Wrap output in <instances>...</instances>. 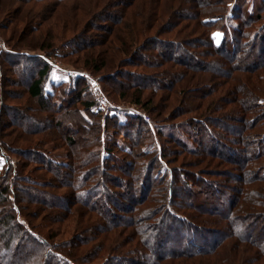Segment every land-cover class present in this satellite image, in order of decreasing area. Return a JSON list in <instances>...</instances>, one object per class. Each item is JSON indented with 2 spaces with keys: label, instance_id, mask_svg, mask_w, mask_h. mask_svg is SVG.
<instances>
[{
  "label": "trees",
  "instance_id": "trees-1",
  "mask_svg": "<svg viewBox=\"0 0 264 264\" xmlns=\"http://www.w3.org/2000/svg\"><path fill=\"white\" fill-rule=\"evenodd\" d=\"M53 2V27L19 7L0 52V264H264V0H132L111 26L114 1ZM37 20L38 44L20 45ZM25 50L112 70L108 90L145 114L104 111L81 76L49 84ZM13 55L33 61L16 74L24 106L6 88Z\"/></svg>",
  "mask_w": 264,
  "mask_h": 264
},
{
  "label": "rangeland",
  "instance_id": "rangeland-1",
  "mask_svg": "<svg viewBox=\"0 0 264 264\" xmlns=\"http://www.w3.org/2000/svg\"><path fill=\"white\" fill-rule=\"evenodd\" d=\"M111 1L112 2L114 1L113 6H114V4L120 5V3H122L123 1H127V2L125 4V6H121L120 5V6H116V8H114L113 6L105 7V12H104L105 15L103 16L102 20H106V21L110 20V22H108L109 26H111L112 23H113L111 21V19H109L110 18L109 16L110 15H113V16L115 15V17H116L117 14L119 15L122 11H125L127 9V7H129L127 5H128V3L130 1L132 2V0H104V2L107 3V5H109L108 3L111 2ZM134 1H135L133 3L134 6H132L133 8H130L131 10L135 9L138 5H142V3L145 2V0H134ZM179 1H181V0H179ZM182 2H184V1H182ZM70 3H68V4H70ZM53 4H54L53 0H47L46 2L39 3V4L29 3V4H25V5H21V4H15L14 5L9 0H0V40L2 42H4V44L8 48V50H5L4 48H1L0 52L13 53L12 48L8 44L7 40L9 39V37L11 38V36H12L13 29H14L15 25L18 23L17 19L21 18L23 16H27V14H28L24 10L22 11V13L18 14L17 13V9L19 7L21 9H25V10L30 9V8H34L36 13L43 12L44 14H46V17L48 16V14L51 13V15H52V16L50 15L51 19L48 22L50 23L49 25H51V27H53V25H55L57 23L56 21L58 19L62 18V16L65 15L64 11H61V10H63L62 6L64 4L56 6V12L51 11V9H50V6L53 5ZM245 4L248 5L249 3H245ZM75 5H76V3H75ZM88 5L89 4L87 3V6ZM178 5L179 4H177V6ZM45 6H46V8H45ZM72 7L74 8L75 6H72ZM188 9H192V8L189 7ZM171 11H173V13L175 12L174 10H171ZM97 12H98V10H96L95 13H97ZM194 12L193 11L192 12H185V14L186 13H188V14L189 13H194ZM182 15H184V14H182ZM38 21L39 20L35 21L32 26L31 25L28 26V30L29 31H28V33H26L24 41L23 40L20 41V45H23V43H24V45L26 43H27V45H28V43H29V45L30 44L31 45H37L38 44L36 39H35V34L32 32V31H34L37 28V27L35 28V26H38V23H39ZM172 21L178 22L179 20L173 19ZM91 23H92L91 24L92 27H96V26L98 27L99 25H101L102 22L93 20V21H91ZM181 23H182V25H185L186 23H190L192 25H197L196 24L197 22L196 21H192V20H190V22L181 21ZM260 24L261 25L264 24V21H261ZM19 27L22 28L24 26L20 25ZM60 27H62V26L60 25ZM101 31L102 30H91V34H93V35H99L100 34L101 35V33H102ZM61 32H63V31H61ZM73 33L72 32L71 33H66L65 35L62 34V36H61L62 37V42L65 43V41L67 42L68 40L72 39V37H74ZM36 34H38V33H36ZM165 37H171V36L166 35ZM97 39H99V38H97ZM60 45L61 44L58 43V45H57L58 48L60 47ZM68 51L69 50H60L59 56H54L53 58H50V57H43L42 56L43 55L42 52H34L32 50H25V52L28 55H29L30 52L36 53L37 55H39L38 58L43 60L45 63H47V61L45 59H50L51 61L57 62L58 64H60L64 68H69V69H71L73 71H76L74 69V65H72L73 64L72 61L76 60V57H74V58L73 57L65 58L66 54L68 53ZM258 52L259 51L257 49L256 51H254V54L255 53L257 54ZM27 54H25V55H27ZM147 54H151V53L147 52ZM13 56L15 57V59L17 61H20L21 68H20L19 71L17 70L16 67L13 68L12 66H9V68L5 69L6 73H7V76H6V78H7L6 88L9 91L10 90L13 91V94H12V97L14 99V100H12L13 104L14 105H19L20 104V105L24 106L25 103L27 102V100L25 98H23V91H24L23 80H22L23 78L21 79V77L17 76L16 74L19 72L18 75H20L22 73V70H23L22 67L26 66V65H30V66L33 65V61L24 60V59L22 60V58L20 56H15V55H13ZM24 61H26V62H24ZM50 67L52 69V73L51 74H56L57 77L64 76V77L68 78L69 75L70 76L74 75V74L65 73L63 71H60L58 68H54L51 65H50ZM76 69L81 71L83 69V65L79 64L78 68H76ZM80 71H76V72H80ZM260 71L263 72L262 70H260ZM111 72H112V70L111 71L110 70H103L100 73L92 74V73H90L88 71H83V73H87V75H89L90 78H87L85 76H81V77H83L84 79H86L90 83V85L92 87V90H93L92 80L96 79V80H98L100 82L101 87H102L103 91L105 92V94L107 95V97L114 103L115 107L117 106L116 108L113 107L111 109L127 110V111H131L132 113L142 114L143 112L138 110L137 108L132 107L131 105L127 104L126 102L118 100L117 94L114 91H109L108 90V88H109L108 85L110 83L109 75L111 74ZM75 76H79V75H75ZM26 77H28V75H25L24 79ZM101 77L105 78V82L104 83H102ZM260 84L264 87V80ZM93 94H94V92H93ZM94 97H95V95H94ZM108 110H110V109L108 108L107 110H104V111H108ZM143 114H145V113H143ZM4 121H9L8 117H5ZM66 125H67V122H65V121L61 123V127L62 128L65 127ZM68 134H71V133H68ZM77 138H79V136ZM125 144H126V142L122 139L121 140V145L124 146ZM81 145H83V144L81 143ZM49 148H51V147H49ZM66 155H67L66 150L60 149V150L53 151L52 158L57 163H65L67 161L66 160V157H67ZM0 164L1 165L4 164V158H2L1 152H0ZM231 186H233V185H231ZM222 202L224 203V202H226V200L222 199ZM256 223L257 224H259V223L263 224L264 223V218H261V219L257 220ZM24 247H25L24 248L25 249L24 253H22V255L20 254L19 257H21L22 259L25 260L27 258H30L34 254L35 246L32 243H28V244H25ZM242 255L246 259L245 262L248 261L247 260V255H245L244 253H242Z\"/></svg>",
  "mask_w": 264,
  "mask_h": 264
},
{
  "label": "built area",
  "instance_id": "built-area-1",
  "mask_svg": "<svg viewBox=\"0 0 264 264\" xmlns=\"http://www.w3.org/2000/svg\"><path fill=\"white\" fill-rule=\"evenodd\" d=\"M4 48L5 50H8L7 46L4 44V42H2L0 40V49ZM47 61V63L51 66H53L54 68H58L60 71H63L65 73H70V74H74V75H79V76H85L87 78H90L89 75H87V73H83V72H76L73 71L69 68H64L62 67L60 64H58L57 62L51 61L49 59H45ZM92 86H93V92L94 95L96 97V99L99 101L100 106L103 110H107L108 108H116L114 103L107 97V95L105 94V92L103 91L101 84L98 80H92Z\"/></svg>",
  "mask_w": 264,
  "mask_h": 264
},
{
  "label": "crops",
  "instance_id": "crops-1",
  "mask_svg": "<svg viewBox=\"0 0 264 264\" xmlns=\"http://www.w3.org/2000/svg\"><path fill=\"white\" fill-rule=\"evenodd\" d=\"M51 73H52V72H51ZM66 78H67V77H64V76H62V77H57L56 74H51L50 79H49V84H50L51 81H55V82H57V81H60V80L66 79Z\"/></svg>",
  "mask_w": 264,
  "mask_h": 264
}]
</instances>
